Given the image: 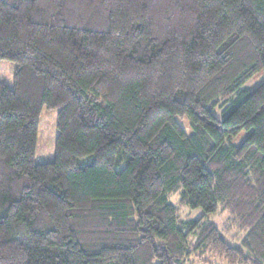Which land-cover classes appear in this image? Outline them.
I'll return each mask as SVG.
<instances>
[{
  "label": "trees",
  "instance_id": "16d2710c",
  "mask_svg": "<svg viewBox=\"0 0 264 264\" xmlns=\"http://www.w3.org/2000/svg\"><path fill=\"white\" fill-rule=\"evenodd\" d=\"M0 61V264H264V0H0Z\"/></svg>",
  "mask_w": 264,
  "mask_h": 264
},
{
  "label": "rangeland",
  "instance_id": "374dc122",
  "mask_svg": "<svg viewBox=\"0 0 264 264\" xmlns=\"http://www.w3.org/2000/svg\"><path fill=\"white\" fill-rule=\"evenodd\" d=\"M17 69V64L10 61H0V80L7 87L12 88L13 74ZM264 80V73L260 72L251 78L245 85L248 89H253ZM183 126H186L185 122H181ZM57 110H47L43 108L39 119V129L36 139V151L35 162L36 163H48L53 161L55 152V139L57 137ZM188 127V126H186ZM188 130V129H187ZM186 130V131H187ZM249 131H241L233 140L234 145H238L248 135ZM170 202L174 205H179V194L175 193ZM184 215L189 218H197L202 214L201 210H192L188 213L187 210L181 208ZM223 217L213 216L211 221L215 224L216 228L220 231V223L223 221ZM221 237L229 243L232 247H238V242H230L228 235L220 231ZM185 264H227L222 258L214 255L210 252L193 251Z\"/></svg>",
  "mask_w": 264,
  "mask_h": 264
},
{
  "label": "crops",
  "instance_id": "0c3cea01",
  "mask_svg": "<svg viewBox=\"0 0 264 264\" xmlns=\"http://www.w3.org/2000/svg\"><path fill=\"white\" fill-rule=\"evenodd\" d=\"M1 81V80H0ZM2 82V81H1Z\"/></svg>",
  "mask_w": 264,
  "mask_h": 264
}]
</instances>
